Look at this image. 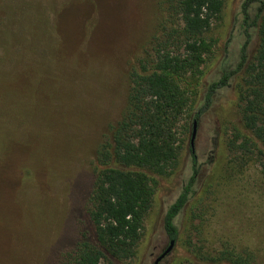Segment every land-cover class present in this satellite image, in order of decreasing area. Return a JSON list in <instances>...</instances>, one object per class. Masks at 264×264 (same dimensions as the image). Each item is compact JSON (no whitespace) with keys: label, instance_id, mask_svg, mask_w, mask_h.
<instances>
[{"label":"rangeland","instance_id":"rangeland-1","mask_svg":"<svg viewBox=\"0 0 264 264\" xmlns=\"http://www.w3.org/2000/svg\"><path fill=\"white\" fill-rule=\"evenodd\" d=\"M21 1L0 0V264H59L93 231L97 153L123 116L131 70L151 49L164 0ZM244 1L226 0L207 33L214 46L179 134V159L154 175L137 253L120 264H154L170 245L163 220L193 173L191 119L208 86L238 65ZM251 32L250 60L259 45L258 30ZM244 77L217 91L197 122L195 192L159 264H202L223 251L264 264V147L235 145L237 134L250 136L241 122Z\"/></svg>","mask_w":264,"mask_h":264},{"label":"trees","instance_id":"trees-1","mask_svg":"<svg viewBox=\"0 0 264 264\" xmlns=\"http://www.w3.org/2000/svg\"><path fill=\"white\" fill-rule=\"evenodd\" d=\"M225 1L164 0L165 15L151 49L131 70L123 116L97 153L88 212L93 231L84 232L76 246L62 255L59 264H120L135 257L154 199V175L167 173L179 159V134L188 130L186 119L197 101L203 65L214 46L207 33L221 18ZM22 4L18 0V5ZM13 11L12 16L21 14L18 9ZM241 14L244 43L238 65L208 86L191 120L194 127L211 107L216 92L230 86L244 72L239 92L241 122L250 136L237 134L235 145L250 152L251 146L264 147V0H245ZM30 16L34 18V14ZM253 28L258 30L259 45L250 60L248 47ZM190 151L193 173L163 220L174 242L180 236L178 216L195 192L197 181L193 145ZM253 263L251 253L223 251L202 264Z\"/></svg>","mask_w":264,"mask_h":264},{"label":"water","instance_id":"water-1","mask_svg":"<svg viewBox=\"0 0 264 264\" xmlns=\"http://www.w3.org/2000/svg\"><path fill=\"white\" fill-rule=\"evenodd\" d=\"M196 122H195V124H194V127H193V132H192V140H191V143H192V145H193V142H194V138H195V136H196ZM174 241H171L170 242V245H169V247L164 251V252H162L156 259H155V262H154V264H159L160 263V261L165 257V256H167V254H169V252L173 249V246H174Z\"/></svg>","mask_w":264,"mask_h":264}]
</instances>
